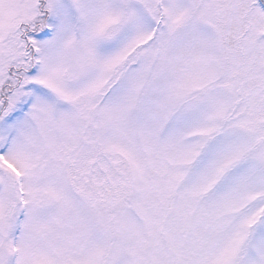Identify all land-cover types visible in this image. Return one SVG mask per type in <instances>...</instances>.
Here are the masks:
<instances>
[{"label": "snow or ice", "instance_id": "snow-or-ice-1", "mask_svg": "<svg viewBox=\"0 0 264 264\" xmlns=\"http://www.w3.org/2000/svg\"><path fill=\"white\" fill-rule=\"evenodd\" d=\"M0 264H264V0H0Z\"/></svg>", "mask_w": 264, "mask_h": 264}]
</instances>
